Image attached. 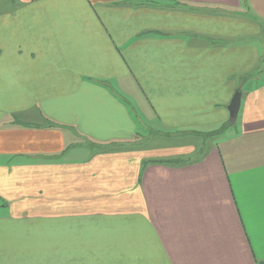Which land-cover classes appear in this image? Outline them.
<instances>
[{
	"label": "crops",
	"instance_id": "obj_1",
	"mask_svg": "<svg viewBox=\"0 0 264 264\" xmlns=\"http://www.w3.org/2000/svg\"><path fill=\"white\" fill-rule=\"evenodd\" d=\"M11 3L0 264H264V0Z\"/></svg>",
	"mask_w": 264,
	"mask_h": 264
},
{
	"label": "rangeland",
	"instance_id": "obj_2",
	"mask_svg": "<svg viewBox=\"0 0 264 264\" xmlns=\"http://www.w3.org/2000/svg\"><path fill=\"white\" fill-rule=\"evenodd\" d=\"M8 3H11V0H0V12H3L5 10H8ZM10 7V6H9ZM130 102V101H129ZM133 106L134 103L130 102ZM130 110L133 112V108L129 106ZM133 114V113H132ZM137 124V133L138 135V142L140 145L144 147H161V148H173V147H187L192 146L194 147L193 153L200 152L201 149H204L207 143L210 144L217 141V139H221L222 137H225L226 135H229L230 133H226L228 130H224L222 134H219V127L216 128H210L211 132L207 133V131L201 132L202 134H199L197 136L191 137H177V136H165V135H157L156 133H153V131L147 129L144 124L141 122V120H136ZM213 130V132H212ZM209 131V130H208ZM218 131V132H217ZM226 133V134H225ZM211 134V135H208ZM219 134V135H218ZM209 146V145H208ZM207 146V147H208ZM192 153V154H193ZM188 156V155H186ZM187 157H165L164 160H175V159H183ZM1 207V202H0ZM1 211V209H0Z\"/></svg>",
	"mask_w": 264,
	"mask_h": 264
},
{
	"label": "water",
	"instance_id": "obj_3",
	"mask_svg": "<svg viewBox=\"0 0 264 264\" xmlns=\"http://www.w3.org/2000/svg\"><path fill=\"white\" fill-rule=\"evenodd\" d=\"M241 105V93L235 92L228 106L229 118L234 121L237 117Z\"/></svg>",
	"mask_w": 264,
	"mask_h": 264
},
{
	"label": "trees",
	"instance_id": "obj_4",
	"mask_svg": "<svg viewBox=\"0 0 264 264\" xmlns=\"http://www.w3.org/2000/svg\"><path fill=\"white\" fill-rule=\"evenodd\" d=\"M234 121H235V120H234ZM232 127H234V125H232L231 122L225 123V124L222 125L221 128L218 130V131H219V134H222V132H223L224 130L229 129V128H232ZM218 131H217V132H218ZM219 134H218V135H219ZM208 135H211V134H208ZM177 162H180V161L178 160Z\"/></svg>",
	"mask_w": 264,
	"mask_h": 264
}]
</instances>
